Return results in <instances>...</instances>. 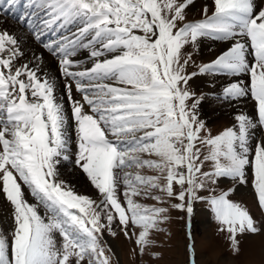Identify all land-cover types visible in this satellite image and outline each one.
Returning <instances> with one entry per match:
<instances>
[{"label":"snow or ice","instance_id":"1","mask_svg":"<svg viewBox=\"0 0 264 264\" xmlns=\"http://www.w3.org/2000/svg\"><path fill=\"white\" fill-rule=\"evenodd\" d=\"M195 2L0 0L4 16L22 10L12 18L55 61L0 30V194L11 221L0 264H112L104 235L118 234L114 224L142 255L168 208L137 198L177 200L189 240L194 204L205 203L234 254L238 235L261 230L229 198L235 187L219 184H248L251 173L264 210V0H211L189 20ZM247 100L254 115L241 110ZM205 107H231L233 123L213 134Z\"/></svg>","mask_w":264,"mask_h":264},{"label":"rangeland","instance_id":"2","mask_svg":"<svg viewBox=\"0 0 264 264\" xmlns=\"http://www.w3.org/2000/svg\"><path fill=\"white\" fill-rule=\"evenodd\" d=\"M21 1L23 3V0ZM206 3L211 11V0H196L195 4L187 9L188 19H200L203 5ZM16 11L12 13L14 14ZM19 26L22 28L21 25ZM211 43L208 42L209 45ZM33 44L40 48L34 41ZM202 55H204L205 59L210 58L211 53L208 52L207 47H202ZM246 103L249 105L248 108H241V110L249 115H254L253 102L247 100L244 104ZM233 112L234 110L231 107H224L216 111H213L211 107H205L201 115L213 134H216L233 123ZM142 174L155 175L156 173L151 169H143ZM248 178V184L232 185V182L227 180H223L219 184V189L227 190L230 187H235V191L231 193L229 198L246 207L257 222V225L261 227L258 233L238 235L239 252L237 254L233 253L230 246L229 234L226 231H219L220 225L214 220L209 207L205 203L197 202L194 204V214L191 217L190 228L191 240H189L187 214L171 207V204L178 203L177 200L165 197L164 203H157V201L152 199L137 198L138 202L145 205L168 208L166 213L168 219L160 225L161 231L153 230L150 233L149 238L154 243L151 247L146 248L142 255L135 244V236L132 239L125 238L114 224V230L118 234L112 237L105 232L104 235L107 245L110 246L112 253H114L112 264H192L193 260H195V264H264V210L258 205L257 196L251 184V173L248 174ZM71 182L79 194L89 195L99 202V193L85 178L76 179L72 177ZM175 190L178 191L179 186H175ZM155 194L163 195L159 192ZM201 195H207V193H201ZM29 199L31 198L29 197ZM9 215V205L3 200L2 194H0V230L5 233L11 227ZM189 243L192 244V252L188 251L187 246ZM154 253L159 255L154 258Z\"/></svg>","mask_w":264,"mask_h":264},{"label":"bare ground","instance_id":"3","mask_svg":"<svg viewBox=\"0 0 264 264\" xmlns=\"http://www.w3.org/2000/svg\"><path fill=\"white\" fill-rule=\"evenodd\" d=\"M22 3V1H21ZM0 13H2V10H0ZM16 21V20H15ZM10 14H7V16H4L0 14V30L7 28L11 32H14L17 34V36H20L24 39L25 43L23 45V48L27 55L31 56L32 52H36L37 54L43 53L45 64L51 68L55 66V61L44 49L40 46V48L37 45L33 44V40L27 36L28 34L24 31L23 28H21L17 22H15ZM248 103L243 104L241 108H248ZM76 179H79L75 177ZM77 181V180H76ZM75 181V182H76ZM264 233V232H263ZM264 247V246H263Z\"/></svg>","mask_w":264,"mask_h":264}]
</instances>
